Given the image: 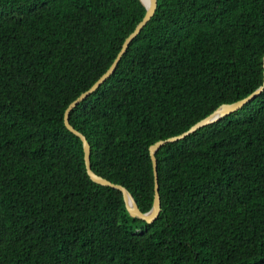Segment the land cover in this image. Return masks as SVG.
Instances as JSON below:
<instances>
[{
    "label": "trees",
    "instance_id": "obj_1",
    "mask_svg": "<svg viewBox=\"0 0 264 264\" xmlns=\"http://www.w3.org/2000/svg\"><path fill=\"white\" fill-rule=\"evenodd\" d=\"M142 0H0V264H264V90L157 152L161 211L87 172L69 103L117 56ZM264 78V0H158L70 112L93 170L154 201L149 147Z\"/></svg>",
    "mask_w": 264,
    "mask_h": 264
},
{
    "label": "water",
    "instance_id": "obj_2",
    "mask_svg": "<svg viewBox=\"0 0 264 264\" xmlns=\"http://www.w3.org/2000/svg\"><path fill=\"white\" fill-rule=\"evenodd\" d=\"M142 2L144 3L146 7L145 15L135 26L134 30L125 38L121 49L119 50L117 56L114 58L113 62L108 67V69L103 74H101V76L87 90L83 91L77 98H75L69 103V105L67 106L65 110L64 121H65L66 126L82 139L83 146H84V157H85L86 168L91 178L100 184L112 186V187L120 189L123 193L126 207L129 213L132 216H137L148 222H152L157 218L162 208L161 196H160V191H159V180H158V162H157V156H156L157 150L164 144L182 139L186 137L187 135L191 134L192 132H194L195 130L201 128L202 126L209 124V123H213L219 120L220 118H222L223 116L241 108L243 105H245L246 103L251 101L253 98H255L258 94L263 92L264 78H263L262 84L258 86L256 89H254L252 92H250L248 95L240 99H237L235 101H232V102L222 103L221 105L216 107L212 112H210L208 115L204 116L203 118L195 122L193 125H191L187 130L179 134L164 138V139H159L150 145L149 150H150V155L152 158L153 171H154V201H153L152 207L148 211H142L139 208L133 194L130 192V190L125 185L120 184V183H115L112 180L102 175H99L93 170L92 164H91V144L89 140L87 139L86 135L82 131L77 129L74 125H72L70 122L71 110L81 100H83L90 93L95 91L105 80H107L112 75V73L116 70L117 65L119 61L121 60L122 56L127 51L131 41L141 32L143 27L147 24V22L155 14V11L157 9L158 0H147V2L142 0Z\"/></svg>",
    "mask_w": 264,
    "mask_h": 264
},
{
    "label": "bare ground",
    "instance_id": "obj_3",
    "mask_svg": "<svg viewBox=\"0 0 264 264\" xmlns=\"http://www.w3.org/2000/svg\"><path fill=\"white\" fill-rule=\"evenodd\" d=\"M143 1L147 2V0H143Z\"/></svg>",
    "mask_w": 264,
    "mask_h": 264
}]
</instances>
